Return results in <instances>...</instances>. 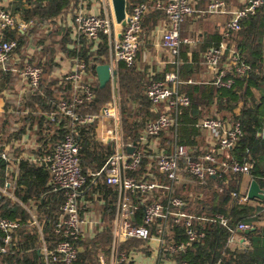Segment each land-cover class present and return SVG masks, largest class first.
<instances>
[{
  "label": "built area",
  "instance_id": "1",
  "mask_svg": "<svg viewBox=\"0 0 264 264\" xmlns=\"http://www.w3.org/2000/svg\"><path fill=\"white\" fill-rule=\"evenodd\" d=\"M111 1L108 2L110 5ZM195 1L149 0L135 4L131 9L127 8L124 26L117 23L112 12L91 13L83 6L75 11V41L82 43V40H86L91 45V51L95 52L102 36L107 35L111 69H117L120 62L131 65L136 61L143 20L153 2L154 7L162 10L166 16L167 23L162 30L161 41L172 57L173 69L165 71L161 78H154L146 85V95L155 117L145 122L134 141L128 140L125 135L117 95L102 105L97 113L82 112V106L94 99L95 90L90 79H87L89 70L86 61L80 58L78 51L75 53L72 70L63 73L61 77L63 82L71 84V96L57 94L54 101L56 109L48 113L47 121L45 120L49 123V129L55 130L61 117H65L70 123L68 131L51 150L37 157V163L45 165L50 171L51 191L62 196L61 214L54 225L57 242L54 248L48 245L44 222L34 209L35 204L24 202L14 193L15 181L12 176L7 175L10 169H14L12 165L9 167L11 158L6 151L0 150V159L8 164L5 174L0 170V198L3 195L10 197L21 206L24 213L21 216H3L0 205V259L16 245L14 233L24 226L38 229L42 242L39 252L43 255L45 264H77L82 250L79 240L88 235L95 236L97 220L93 216L95 211L82 215L80 210V199L86 191L88 179L81 165L82 144L76 131L80 125L109 120L112 125L100 126L102 129L99 130V139L112 145L113 153L95 175L105 178L107 184L116 186L119 191L109 253L99 256L100 263L141 264L138 255L151 251L153 246L155 258H151V263L148 264H187V261L179 260L178 255L205 237L206 233L196 226L197 215L187 210L184 199L175 193L184 179L183 174L201 182L209 177L223 178L229 172L250 175L254 160L250 154L241 160L234 151L237 141L244 134L242 119L230 117L229 120L215 116L202 119L197 126L213 140V145L201 150L199 154L180 142L179 112L182 107L191 104V98L183 87L196 82L191 78L185 79L181 72L182 47L194 42V39L182 34L183 24L196 12L230 13L225 26L226 39L206 50L203 64L212 73V78L205 83L218 88H231L238 77L247 75L252 69L241 55L237 43L231 41V36L241 30L245 18L256 15L264 8V0H247L243 7L235 10H229L227 0H209L205 9H198ZM117 25L122 26L118 33ZM28 28L29 23L22 18L20 12L13 10L11 2L0 0V70L20 77L35 91L41 84L43 67L32 63L28 56L23 61L16 60L18 58L15 55L19 52L18 39L6 38V30L27 31ZM17 103V114L30 112L27 108L20 109L23 107L20 100ZM164 136L171 138L168 149L163 146ZM128 147H134V150L128 152ZM141 170L144 171L140 172ZM232 195L239 203L251 202L248 190L233 192ZM215 218L222 225L229 223V218L224 215L217 214ZM178 226H183V238L176 229ZM238 229H250V225L242 222ZM236 235H232L230 244L234 245L238 241ZM137 238L143 240L139 247L124 248L126 242ZM242 243H246L245 239ZM216 264H221V260Z\"/></svg>",
  "mask_w": 264,
  "mask_h": 264
},
{
  "label": "trees",
  "instance_id": "2",
  "mask_svg": "<svg viewBox=\"0 0 264 264\" xmlns=\"http://www.w3.org/2000/svg\"><path fill=\"white\" fill-rule=\"evenodd\" d=\"M77 1L18 0L17 10L21 11L23 19L29 23V28L27 31L6 30V38L18 39L19 51L28 49L30 45L36 49L30 61L43 67V78L39 88L29 95L28 99L24 97L26 103L20 109L38 110L42 113L40 118L44 120L47 119L48 113L56 109L54 101L57 94L63 93L65 97H70L72 93L71 84L61 81L55 75V70L59 67L56 54L60 51L67 54L75 53L74 49L67 48V43L71 40L69 29L56 22L55 18L72 9ZM142 2L145 1L128 0L127 8L131 9L133 5ZM152 13L158 14L160 18L164 15L163 11L154 7L152 2L143 20V33L146 20ZM220 39L221 37L217 38L216 44L220 43ZM231 41L237 43L241 55L252 69L247 75L238 77L231 88H218L211 83H190L185 86L191 98V104L182 107L179 112V120L184 123L180 127V142L189 147L198 144V140L203 137L205 131L197 124L205 117L241 119L235 113V109L242 101L256 96L258 99L256 117L254 120L242 119L244 134L237 141L234 151L241 160L247 154L251 155L254 166L250 175L264 188V137L260 134L264 131V8L256 15L245 18L242 21L241 30L232 34ZM90 47L86 40H82L79 55L86 61L89 70L87 79H90L94 85L95 97L92 101L85 103L81 110L97 113L113 95L111 81L101 87L96 71L99 64L110 61L108 36H102L97 51H91ZM192 67L190 64L182 65V76L185 79L193 75ZM117 71L119 102L123 115L122 126L128 140L135 141L144 127L146 117L150 116V100L146 95V85L149 81L142 73L137 72L135 62L131 65L120 62ZM2 72L0 70L1 81L4 80ZM11 105L7 103L6 107ZM152 117H155L154 113ZM2 119L1 116L0 120ZM69 124L68 119L61 117L51 140H48V133H41L42 140L47 138L46 143L50 142L49 150L68 131ZM99 124L100 121L80 125L76 131L82 144L81 165L88 179L85 186L86 191L80 199L82 215L87 212L90 200L94 199L95 194H98L97 199L94 200L96 204L103 199L108 201L111 211L117 207V187L107 184L105 178L95 175L113 153L112 145L99 139ZM7 167L8 164L0 159V170L3 174ZM19 171V177L14 183V187L17 186L14 193L24 202H32L35 207L39 208L42 213L41 220L44 222L46 242L54 248L58 239L54 233V225L61 214L62 196L52 192L51 187L48 186L50 171L45 165L31 166L24 161ZM142 171L144 170L140 172ZM10 175L13 177V174ZM243 178L244 175L241 173L229 172L223 178L209 177L205 182L195 179L192 183L184 181L177 186L175 193L184 199L186 209L197 215L196 226L206 233L205 237L195 242L185 252L180 253L179 260H185L187 264H216L219 260L221 264H264V230L259 225L264 213V199H254L259 204L239 203L232 194L241 192ZM195 187L197 188L194 191ZM13 204L15 201L6 195L0 198L3 216H15L16 209ZM217 214L228 217V225H222L216 220ZM110 216V213H107L105 220L110 219ZM111 222L108 220L103 231L98 232L96 236L83 237L79 240L82 250L79 253L77 264H101L99 256L108 252V246L112 240ZM242 222L250 225L248 233L239 232L238 225ZM176 229L179 233L183 232V226H178ZM233 234L245 237L248 242L237 246L230 244L229 240ZM181 235L183 238L184 235L182 233ZM14 236L16 245L9 253L1 257V264H45L44 257L39 252L42 242L36 227L23 226L14 233ZM141 241L143 240L133 239L125 243L124 248L127 249L132 245L139 246Z\"/></svg>",
  "mask_w": 264,
  "mask_h": 264
},
{
  "label": "crops",
  "instance_id": "3",
  "mask_svg": "<svg viewBox=\"0 0 264 264\" xmlns=\"http://www.w3.org/2000/svg\"><path fill=\"white\" fill-rule=\"evenodd\" d=\"M7 2H13L12 7L13 10L16 12L21 11L17 10L18 8V0H6ZM147 1V0H143ZM209 0H196V6L198 9H205L207 3ZM228 1V8L229 10H235L238 8L243 7L247 0H227ZM109 0H78L77 3L73 4L74 6L72 9H70L68 12L63 13L60 17L55 18L56 22H58L60 25L67 27L70 31V42L67 43V48L69 50L75 49V53L79 50L82 43H79L75 41L73 36V23H74V15L75 11L79 9L80 6H83L87 11L91 13H97V14H105L106 12H112L114 15V8L113 3L110 5ZM112 2V1H111ZM128 4V0H127ZM109 6L110 10L109 11ZM163 17H159L158 14H150L146 20L145 23V32L142 33L141 36V44L140 49L138 52V56L136 58V69L137 72L142 73L144 77L148 78V81L154 79V78H161L164 75L165 71H169L173 69V65L171 63L172 57L170 53L164 49L162 46V30L165 28V25L167 23L165 13H163ZM22 15V14H21ZM230 17V13L225 14H204L202 12H196L189 16L185 23L183 24V30L182 34L185 37H189L194 39V42L185 44L182 47L181 50V59L183 60V64H190L192 65V71L193 75L189 76V78L195 80V83H205V81H200L197 78L198 73L203 72L206 75H210L212 78L211 71L203 64V56L206 52V50L214 45H218L217 38L221 37L220 42L226 39V31L225 26L228 18ZM23 18V16H22ZM122 26L117 25L116 31L117 33L121 30ZM87 45H90V43L87 42ZM91 46V45H90ZM91 49V47H90ZM36 49L30 45L28 49L19 51L15 57L18 58L16 60L21 61L25 60L26 57L31 58L33 54H35ZM75 53L73 54H67L64 51H60L56 54V61L59 63V67L55 70V75L59 77V79L62 81V74L69 72L72 70L74 65V57ZM111 53L109 52V58ZM80 56V55H79ZM182 72V67H181ZM3 81L0 80V117L2 116L3 119L0 120V150L6 151L8 155L10 156L11 160L9 163V167L12 165L14 169H10L7 175L8 177H11L10 174H13V181L16 182L17 178L20 174V165L22 162H28L31 166L39 165L40 163H37V157L41 156L45 151L49 150L50 142L46 143L47 138L42 140L41 133L44 134L48 133V140H51L50 138L54 135V130L49 129L47 126L49 123L46 122L44 119H41L40 116L42 113L38 110H34L28 112V113H16V110L18 107H15L14 105H18L17 100H20L23 105L26 103L27 97L31 95L34 91L29 87V85L25 82H23L20 77L16 75H11L4 73ZM89 75V73H88ZM1 77V76H0ZM98 77V76H97ZM187 78V79H189ZM210 78V79H211ZM7 83V84H6ZM187 85V84H186ZM185 85V86H186ZM12 88H9V87ZM185 86L183 87L184 91L187 93ZM28 91H31L29 94H27ZM188 94V93H187ZM24 97L26 99H24ZM17 98V100H15ZM12 104L10 107H6V104ZM257 105H258V99L256 96L252 98H248L244 101H242L239 106L235 109V113L241 118V119H248V120H254L256 117L257 112ZM13 109V111H12ZM15 110V112H14ZM150 116L146 117L145 122L153 118V112L151 111V107H149ZM10 113V114H9ZM19 115V116H18ZM33 115V117H32ZM151 117V118H150ZM232 118V117H231ZM230 120V117L226 118ZM40 120H43L42 122ZM42 123V124H41ZM107 124L112 125L111 121L109 120H102L99 124L100 126ZM184 123L181 122L180 127ZM180 127H179V139H180ZM102 129V128H101ZM167 136L163 137V146H166L167 149L169 148L171 138ZM168 139V140H167ZM213 145V140L204 132V135L202 138L198 140V144L193 145L191 147L192 149H195V153L199 154L201 150H206L209 146L211 147ZM184 179L181 180V182H192L195 181L191 177H189L187 174H183ZM245 181L244 185L246 190L249 189V186L252 181L251 175H244ZM50 179V178H49ZM48 179V186H50V180ZM244 180V178H243ZM181 184V183H180ZM180 184L178 186H180ZM17 189V186L13 188L15 191ZM119 189L117 188V193ZM98 194L94 195V199L90 200V207H88L87 214H91V212L95 211V215H93L96 220V230H95V236L98 232L103 231L105 223V216L107 213H110V219L113 223V219L115 217V213L117 210V207L115 210L111 211L108 207V201L101 200L97 204L95 203V199H97ZM118 203V194H117V201ZM250 203L257 204L258 202L255 200H252ZM259 204V203H258ZM15 205L16 213L15 216H21L24 215L22 208L17 203L13 204ZM32 205V204H31ZM95 205V209H94ZM33 206V205H32ZM34 207V206H33ZM35 210L39 212L41 215V211L38 207H34ZM264 217V213L262 215V218ZM94 218V219H95ZM264 219V218H263ZM260 223V221H259ZM263 230H264V224H262ZM94 231V230H93ZM92 233V232H91ZM238 241L235 242L234 245H240L245 239V242L247 243L248 240H246L245 237L241 235H236ZM240 240V242H239ZM130 242V241H129ZM128 243V242H126ZM143 243L141 241L140 245ZM139 245V246H140ZM139 247L137 245H132ZM130 248V247H129ZM151 249V248H150ZM155 258V251L152 249L149 252V256L145 253L138 255L139 262L141 264H148L151 263L150 259Z\"/></svg>",
  "mask_w": 264,
  "mask_h": 264
},
{
  "label": "water",
  "instance_id": "4",
  "mask_svg": "<svg viewBox=\"0 0 264 264\" xmlns=\"http://www.w3.org/2000/svg\"><path fill=\"white\" fill-rule=\"evenodd\" d=\"M113 8H114V14L117 23L121 25L126 24V12H127V0H112ZM98 80L101 87H104L107 83L110 81L113 82V84L116 85L118 81V71L117 69H111L110 62L99 64L96 68ZM31 91H28L27 94H29ZM116 94H118V90H116ZM264 137V131L263 133H260ZM134 150V147H128V152H132ZM248 196L251 200L254 199H264V189L260 186L257 180L252 179L251 184L248 189ZM254 230V228H252ZM250 230H242L239 229V232L241 233H248Z\"/></svg>",
  "mask_w": 264,
  "mask_h": 264
},
{
  "label": "rangeland",
  "instance_id": "5",
  "mask_svg": "<svg viewBox=\"0 0 264 264\" xmlns=\"http://www.w3.org/2000/svg\"><path fill=\"white\" fill-rule=\"evenodd\" d=\"M210 75L208 76V75H206V74H204L203 72H201V73H198V75H197V78L196 79H198V80H200V81H208V80H210ZM111 84H112V91H113V95H112V98L110 99V100H112L113 99V97L115 96V95H117L118 96V99H119V89H118V81H117V83H116V85L115 84H113V82L111 81ZM116 90H118V94H116ZM109 100V101H110ZM219 115V114H218ZM219 116H221V115H219ZM229 116H231V114L229 115ZM104 125H107V124H104ZM185 181V180H184ZM244 181H245V177H244V180H243V185H242V189H241V191H244L246 188L245 187H247V185L245 186L244 185ZM193 182V181H192ZM192 182H190V183H192ZM182 183V182H181ZM197 187H195L194 188V191H195V189H196ZM210 194V193H209ZM94 209H95V205H94ZM95 211H97V209H95ZM264 218V217H263ZM263 218H261L260 219V223H259V225H261V226H263L262 224H264V219ZM108 218L106 219V221H105V223L107 224V222H108ZM110 225H111V227H113V223L111 222L110 223ZM96 230V229H95ZM101 233V232H100ZM90 237V235H88L87 236V238H89ZM91 238V237H90ZM110 245H111V243H110ZM110 245L108 246V252L106 253V254H108L109 253V248H110ZM149 252L150 251H146V255H148L149 256Z\"/></svg>",
  "mask_w": 264,
  "mask_h": 264
}]
</instances>
